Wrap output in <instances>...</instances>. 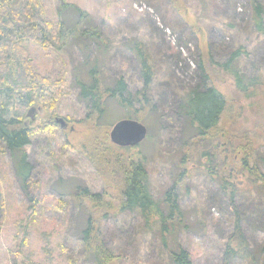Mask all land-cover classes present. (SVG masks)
<instances>
[{"label":"rangeland","instance_id":"1","mask_svg":"<svg viewBox=\"0 0 264 264\" xmlns=\"http://www.w3.org/2000/svg\"><path fill=\"white\" fill-rule=\"evenodd\" d=\"M181 1L180 13L170 0H41L48 17H61L66 26L78 22V13L70 5L85 11L89 24L100 32L101 40L77 34L60 52L46 53L37 45L28 47L38 72L65 76L67 80L58 113L51 116V121L59 117L66 125L51 122L48 133L40 131L31 136L26 151L33 172L27 188H22L16 179L10 155L0 153V264H69L61 246L78 261L76 264L90 263L80 245L85 212L77 207L74 196L79 189L87 188L102 192L104 200L117 205L118 179L114 173H107L111 166L92 151L91 145L103 143L105 137L109 142V131L106 136L101 135L98 126L117 122L122 111L108 102L100 121L89 120V104L80 96L79 80L88 81V72L94 69L107 85L113 86L122 79L130 93L140 91L143 80L139 60L132 50L134 39L144 43L155 70L149 90L158 106V116L150 133L157 136V143L143 146L149 157L147 171L154 198L160 200L178 174L174 161L178 157L182 118L174 115L176 94L183 87L199 82L200 54L206 58L209 50L214 60L223 61L232 49L242 46L246 54L239 60L241 71L250 77L260 76L263 81L259 93L248 98L236 90L229 75L208 67L210 83L226 99L217 140L228 136L226 149H230L235 143L234 134L239 141L242 132L264 133V31L253 25L250 1ZM260 1L264 6V0ZM63 4L67 6L62 7ZM134 105L139 108L136 101ZM31 107L35 111L29 118L27 112ZM31 107L24 121L37 128L44 122V111ZM217 140L210 144L202 142L192 150L198 153L212 149L220 155ZM212 144L217 145L215 149ZM118 152L119 156L124 153ZM259 152L264 173V147ZM192 164L190 160L189 175L179 192L184 219L170 229L165 238L167 246H163L160 232L145 231L142 221L133 214L110 212V216L101 219L99 229L104 244L119 257L110 264H170L168 250L177 247L189 251L193 264H223L222 249L232 233L225 219L229 212L219 196L217 183ZM239 164L235 158L230 164L221 158L217 166L234 178L238 176L235 166ZM236 181L245 184L240 175ZM32 199L38 201L34 210ZM237 200L245 211L254 206L264 209V195L257 190H244ZM21 220L22 227L18 230L15 227ZM24 230L29 233V240L16 257L15 244H19ZM243 232L252 248L264 240V228L253 232L245 227ZM228 264L251 263L236 260Z\"/></svg>","mask_w":264,"mask_h":264},{"label":"trees","instance_id":"2","mask_svg":"<svg viewBox=\"0 0 264 264\" xmlns=\"http://www.w3.org/2000/svg\"><path fill=\"white\" fill-rule=\"evenodd\" d=\"M170 1L178 12L183 11L181 0ZM249 1L253 25L257 30L264 31V6L260 0ZM64 6L67 5L63 4L62 7ZM70 6L78 13V22L66 26L61 17H48L41 0H0V153L10 155L16 179L22 188L31 185L33 172L26 147L36 132L48 133L52 127L49 123L56 124L55 118L51 121V116L58 113L67 85L65 76L53 77L48 73L38 72L28 47L37 45L46 53L60 52L68 40L77 34L101 40L100 32L89 24L88 14L74 5ZM132 50L139 60L142 73L143 87L140 91L130 93L122 79H118L113 86L107 85L94 69L88 72V81L79 80L80 96L89 104V120L100 121L105 115L107 103L112 102L122 111L119 119H134L147 128L145 139L136 146H116L110 139L107 142L106 137L105 140L103 137V143L91 145L94 148L92 151L99 153L101 160L111 166V170H105H108L107 173H114L118 179L115 188L119 196L117 205L104 200L102 192H92L87 188L79 189L74 196L77 207L84 208L85 212L84 225L80 231L84 257L90 261L89 264H110L118 260L119 257L105 246L99 229L101 219L110 216V212L137 216L143 223V229L147 232H160L163 246H167L165 238L171 233L170 229L173 230L175 224L180 225L184 219L179 206V192L189 175L188 163L192 160L193 168L204 172L217 183L219 196L229 212L225 219L231 225L232 233L222 249L223 264L236 260L264 264V240L252 248L243 232L245 227L253 232L260 227L264 228V209L254 206L250 211H245L243 206L236 203L242 191L247 189L257 190L264 195V173L261 170L263 158L259 155V150L264 147V133L242 132L238 135L239 141L234 134L237 144L234 143L230 148L232 150L226 149L229 147L228 136L217 140L216 131L219 130L217 128L225 112L226 99L210 83L208 72V67L219 70L231 77L236 90L245 97L256 96L263 81L260 76L250 77L241 71L239 60L246 54L245 49L242 46L235 47L223 61L214 60L207 49L206 58L199 55V82L183 87L176 94L174 115L176 113L182 118L178 157L174 161L178 174L160 200L154 198L151 192L147 171L149 157L143 149L146 143H157V136L150 133L157 124L158 116V106L153 103L149 90L155 74L154 64L141 40L132 41ZM262 94L264 95V91ZM135 101L139 108L135 107ZM162 104L159 100L161 108ZM31 106L40 107L44 111V122L37 128L25 125L26 111ZM113 125L114 123H108L103 127L98 126L97 131L106 136ZM213 139L218 141L219 146L212 144L211 147L215 149L217 146L221 151L220 155L212 152V149L200 150L198 153L192 150L202 142L210 144ZM118 150L124 152L123 155L119 156ZM221 158L225 164L226 161L230 164V160L234 161V158L240 163L235 168L238 170L237 175L242 176L245 181L243 186L238 182L241 180L236 181L238 176L233 178L231 174L218 169ZM32 201L34 210L38 201ZM22 223V220L17 222L15 228L21 230ZM14 238L17 239V234ZM28 240L29 233L24 230L19 244H15L16 257L20 256ZM61 250L69 264L78 262L66 247L61 246ZM167 256L170 264H193L189 251L181 247L168 250Z\"/></svg>","mask_w":264,"mask_h":264},{"label":"water","instance_id":"3","mask_svg":"<svg viewBox=\"0 0 264 264\" xmlns=\"http://www.w3.org/2000/svg\"><path fill=\"white\" fill-rule=\"evenodd\" d=\"M35 111L34 107H31L27 112V117L32 118ZM56 123H60L61 127L66 125L62 118L56 117ZM25 125L28 123L25 121ZM147 133V128L141 122L134 119H120L114 123L109 132V139L111 143L116 146H136L142 142Z\"/></svg>","mask_w":264,"mask_h":264}]
</instances>
